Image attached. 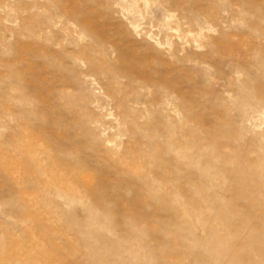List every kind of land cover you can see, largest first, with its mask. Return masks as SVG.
Segmentation results:
<instances>
[{
  "label": "rangeland",
  "instance_id": "374dc122",
  "mask_svg": "<svg viewBox=\"0 0 264 264\" xmlns=\"http://www.w3.org/2000/svg\"><path fill=\"white\" fill-rule=\"evenodd\" d=\"M0 264H264V0H0Z\"/></svg>",
  "mask_w": 264,
  "mask_h": 264
}]
</instances>
